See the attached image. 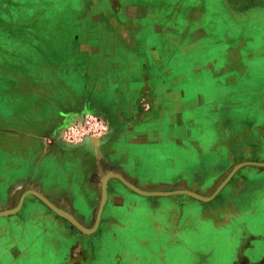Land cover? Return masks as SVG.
Here are the masks:
<instances>
[{
    "label": "rangeland",
    "instance_id": "obj_1",
    "mask_svg": "<svg viewBox=\"0 0 264 264\" xmlns=\"http://www.w3.org/2000/svg\"><path fill=\"white\" fill-rule=\"evenodd\" d=\"M203 1L0 0V177L26 175L16 166L5 165L10 160L18 164L26 154L21 151L25 143L51 145L63 153L92 149L100 155L103 146L121 141L122 134L130 133L131 128L140 132L142 126L155 125L164 106L166 129L178 122L194 121L196 115L203 126L202 142L177 141L176 146L147 143L139 147L128 168L108 163L96 172L97 178L114 173L146 192L186 190L209 198L236 166L258 161L260 152L254 146L234 150L239 143L231 141L233 136H227L226 131L233 129L229 116L244 121V117L254 114L249 103L264 96V50L259 51L264 47V0H209L210 5L196 18L195 7ZM152 4L156 6H149ZM170 14L175 15V29L168 23ZM150 15L161 20L159 30L166 25V39L161 36L158 40V35L152 33L149 42L145 41L136 21ZM199 28H203V36L193 41L195 34L201 35ZM182 43L183 51H178ZM245 45L256 47L259 53L242 60L244 69L237 61L240 52L234 53V71L225 73L230 61L226 51ZM150 47H156L153 53L143 54ZM40 49L54 52L53 83L49 66L43 67L41 81L38 69H34V55L41 61L36 64H47L46 57L38 53ZM157 49L166 50V54ZM25 66L28 70H21ZM152 66L154 72L150 71ZM6 67L12 69L4 70ZM88 73L91 80L87 76L84 79ZM164 79L165 87L159 84ZM216 79L218 84L214 85ZM134 81L141 99L130 106L125 97ZM41 82L46 93L52 88L58 98L53 103H42V134L35 133V120H26L28 133H24V123H20L17 113L25 108L12 93L18 94L22 87L17 84L24 83L34 91L40 90ZM199 95L203 96L202 102L196 101ZM107 99L114 105H108ZM110 109L116 116L124 113L121 128L105 114ZM218 120L217 129L205 127ZM211 131L217 139L215 150L210 148L214 140H207L210 137L206 134ZM249 135L250 129L245 128L240 137ZM127 136L136 139L139 133ZM229 146L233 149L227 151ZM176 161L180 166L170 164ZM263 168L242 166L228 181L232 182L219 191V197L218 192L211 200L187 194L142 197L125 191L118 180L123 186L118 185L117 191L126 192V202L138 205L131 213H124V208L118 210L125 215L126 220L121 218L122 235L126 244L133 246L130 255L138 259L125 264H264V228L256 241L251 240L255 237L252 233L237 225L244 220L249 227L264 225ZM18 202V198L13 199L7 209L16 208ZM64 202L60 206H67L68 201ZM2 208L7 210L6 206ZM95 208L90 227L95 225L98 203ZM29 213L23 210L19 216L28 218ZM7 223L9 219L0 218V228ZM248 235L251 238L247 239ZM254 242L258 245H251Z\"/></svg>",
    "mask_w": 264,
    "mask_h": 264
},
{
    "label": "crops",
    "instance_id": "obj_2",
    "mask_svg": "<svg viewBox=\"0 0 264 264\" xmlns=\"http://www.w3.org/2000/svg\"><path fill=\"white\" fill-rule=\"evenodd\" d=\"M27 1L30 3L32 2V0ZM211 2L212 1L204 0L202 3L203 5L201 4L198 7H195L194 17L197 18L199 15L201 16V14H203ZM149 6L153 7L156 5L152 4ZM6 8L7 6H5L4 9ZM174 17L175 15L173 14L167 16L169 20L168 23H170V28L172 29L176 28V24L174 23L176 20ZM160 22L161 20L158 19V16L156 15H150L147 19L139 17V19L136 21L138 26H140V32L145 34L144 39L146 42H149V34L152 33L158 35V40L161 36H164L166 39V25L163 26L164 30H159ZM134 23H132L130 27L131 33L134 28ZM180 28L181 26H178L179 30ZM202 30L203 28H199L197 30L201 32V35L195 34V38L192 39L193 41H197L199 38H201L199 36H203ZM49 38H52V35ZM151 40L152 38H150V41ZM180 40L184 41L183 35H181ZM183 47L184 46L182 43V45L180 44L178 48L179 50H177L183 51ZM153 48L151 49L150 47L148 48L149 50L146 49L147 51L145 50L143 54L151 55L154 51ZM255 49L256 47H248L245 45L227 50L226 53L230 58V61H227L224 72L229 74L234 71V66H231V63L234 62L232 61L231 56L234 55V53L239 52V59L237 61L241 64L240 69H244L245 65L242 60L244 59L245 61L247 58L249 59L250 56L253 57L256 55V53H259V51L264 50V47L261 50L259 49V51ZM40 50L41 51H38V53L46 57L47 64H36V61H41L36 59L34 55V69H38V76H40L41 81L43 67L49 66V75L51 76V82L53 83V59H55L53 56L54 52L52 49ZM157 50L162 54H166V50L164 49ZM19 65L20 64H18V66ZM26 68L27 67L25 66L21 70L27 71L28 68ZM150 68V71L154 72L153 66ZM8 69L12 68H4V70ZM198 71L199 70L195 69V72ZM86 76L91 80L90 73L84 76L85 80L87 78ZM181 76L182 75H180V78ZM99 77H101V75ZM217 81L218 79H216V82H213V84L217 85ZM228 82L229 78L225 83ZM159 84H162V86L165 87L166 80H162L159 82ZM178 84H181V82L179 81ZM17 85L18 87H22V90L19 89L18 94L12 93V95H17V102H19L20 107L23 105L25 108H23L24 111L21 108L17 113L19 120H22L20 123H24L23 131L24 133L27 132L26 120H35V133H39L41 135L42 130H40L41 128L39 126V120L42 118V103L45 101H50L53 103V101L58 98V93L57 91H54L52 88H50V90L47 92L49 93L48 97L42 82L40 90L35 89V91L31 85H27L26 83ZM140 95L141 94L138 85H136L135 81L132 82L129 86V90L127 91L125 103L130 106H134L138 103V101H140ZM163 95L165 97L164 93ZM31 98L33 99L30 100ZM196 98V101L198 100V102H202L201 99H203V96L199 95ZM114 99H116V97ZM263 99L264 96L258 98L255 97L254 100L249 103L251 106L249 110H253L254 114L244 117V121H237L234 117L229 116L232 121L231 126L233 129H227L226 131L228 134L227 136H233V138H230L231 141L239 143V147L235 148L234 150L241 149L245 151L251 149V147L254 146V149L260 152L259 155L256 156L258 161L254 160L253 163H264V160H260V157L261 159L264 157V102L262 103L261 101ZM121 100L122 99L119 101ZM28 102H33V104ZM107 102L108 105L111 106L114 101L107 99ZM100 103H105V105L107 104L103 101ZM121 103L123 104V100ZM181 106L183 105H180V107ZM121 108L124 109L125 104L121 105ZM181 108L183 109V107ZM163 109L162 116H158V119L160 120L156 122L155 125H150V121L146 122L149 124H147V126H142L140 132H136L135 128H131L132 130L130 133L122 134L121 141L117 142L118 140H115L107 146H103L101 148L100 155L94 153L92 149L82 150L79 153H63L58 147L51 145L44 146L42 143H31L30 145L25 143L23 148L19 146V148L21 147V151H26V154L20 158L18 164L10 160V162L5 165L11 168L16 166L19 168L20 172L23 171L26 173V175L18 177L2 175L0 177V209H3V206H6L7 209L9 203H11V201H13L15 198H18L20 202V199L25 192L34 190L45 197L58 209H61L72 215L84 227L92 228L90 227L89 223L92 220L97 203L99 209L103 192V179H99L96 176V172L98 170H104L108 163L114 166L120 165L128 168V165L133 164L130 161L131 158L137 157L136 151L139 149V147L147 143L151 144L152 142L164 146L165 144H172L176 146L177 141H194L197 143L202 142L201 137L203 136L201 129L203 126L199 124L196 115H193L194 121L187 120L184 122H178L177 126L175 125L170 127V129H166L165 106ZM52 113L53 111H51V114ZM105 114L116 120L117 127L118 125H121V128L124 125L123 112L120 113L121 115L116 116L111 112L110 109L108 112H105ZM219 123L220 122L218 120V122L214 124L212 123L208 126L206 125L205 127H210L213 130L218 126ZM198 126L200 128H198ZM245 128L250 129V135L241 138L240 135ZM37 129L40 130V132H38ZM211 132L210 134H206L210 137L207 138V140H210V142L214 140L210 148L213 147L212 149L215 150L216 147H214V145H216L215 141H217V139H215L213 132ZM138 133L139 136L136 139H132L127 136L128 134L135 135ZM217 135L218 134L216 133V137ZM204 145H206V143ZM232 149L233 148H230L229 146L227 151ZM223 150L224 149H221V151ZM32 153L33 155H31ZM170 160L171 159H169V162ZM170 164L175 165V167L178 165L180 166L179 161ZM250 166L255 167V165ZM258 167L260 168L262 166ZM132 181L138 182L135 180V178H132ZM231 182H228L221 189V191ZM118 185L123 186L118 180L115 179H112L108 182V199L102 213L100 224L97 230L90 234H85L79 231L65 217L53 211L44 201L35 195L31 194L26 196L23 200L20 210L17 213L0 217L9 219V223L0 228V264H125L126 262H136L138 259L131 257L132 255H130L131 253L133 254V252H131L133 251V246L130 242L128 246V244H126L125 238L122 235V229H124V225L122 224L123 222L121 218L124 220L125 215L118 213V210L124 208V213H131L135 211V208L138 205L135 204V202H126V192L117 191ZM124 189L130 193L139 195L125 186ZM220 192L218 193L217 197H219ZM64 200L68 201L67 206H60L62 203H65ZM98 201H100V203ZM11 209L12 208H8L7 210ZM224 209H227V212H229L228 207ZM23 210L30 212L28 218L19 216ZM2 211L0 210V212ZM11 218L16 219L10 220ZM232 219L233 221L238 220V218ZM247 223L248 222L244 220L240 221V223L237 225L241 226V228L245 229V231L248 230L249 233H252L253 236H255L251 238V236L248 235L247 239L250 237L251 240L259 241L262 237L261 232L263 231L264 225L253 224L252 227H249ZM251 245L256 246L258 244L257 242H254L251 243ZM124 249L126 253H124ZM129 249L131 251H129Z\"/></svg>",
    "mask_w": 264,
    "mask_h": 264
},
{
    "label": "water",
    "instance_id": "obj_3",
    "mask_svg": "<svg viewBox=\"0 0 264 264\" xmlns=\"http://www.w3.org/2000/svg\"><path fill=\"white\" fill-rule=\"evenodd\" d=\"M245 165H255V166H264V163H253V162H248V163H242L239 164L238 166H236V168L233 170V172L229 175V177L225 180V182L220 186V188L217 190V192L209 197V198H204L194 192L191 191H186V190H179V191H174V192H146L143 191L139 188H137L136 186H134L133 184L129 183L126 179H124L121 175L118 174H114V173H109L106 176H104L103 178V185H102V200L97 212V217H96V222L95 225L92 228H86L83 225H81L72 215L68 214L67 212L58 209L57 207H55L51 202H49L45 197H43L41 194H39L38 192L34 191V190H29L27 192H25L22 195V198L20 199V202L18 204V206L14 209L11 210H7V211H2L0 212V217H5V216H9L12 214L17 213L23 203V200L26 196L28 195H35L36 197H38L39 199H41L42 201H44L53 211H55L56 213H58L59 215L65 217L75 228H77L79 231L85 233V234H90L93 233L97 230L100 221H101V217H102V213L104 210V207L106 205L107 199H108V182L110 181V179H117L120 182H122L125 186H127L129 189H131L132 191H134L135 193L142 195V196H166V195H171V194H187L189 196H192L194 198L200 199V200H211L215 197V195L227 184V182L231 179V177L233 176V174L242 166Z\"/></svg>",
    "mask_w": 264,
    "mask_h": 264
}]
</instances>
